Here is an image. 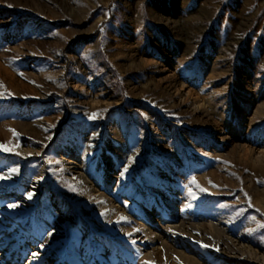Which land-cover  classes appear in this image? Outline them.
<instances>
[{"label":"rangeland","instance_id":"rangeland-1","mask_svg":"<svg viewBox=\"0 0 264 264\" xmlns=\"http://www.w3.org/2000/svg\"><path fill=\"white\" fill-rule=\"evenodd\" d=\"M0 146V264H264V0H0Z\"/></svg>","mask_w":264,"mask_h":264},{"label":"bare ground","instance_id":"bare-ground-1","mask_svg":"<svg viewBox=\"0 0 264 264\" xmlns=\"http://www.w3.org/2000/svg\"><path fill=\"white\" fill-rule=\"evenodd\" d=\"M98 145H99V133H94L93 135H91V137L87 141V144L84 146L80 160L81 161H84V160L89 161L91 164H94L96 161L95 147H97ZM104 167H105V170L107 172V174L105 176L107 177V180H109L110 179L108 176L109 171H110V169H113L115 167L110 158L106 161V163L104 164ZM87 168H88V166H87ZM97 169H98V167H97ZM127 170H128L127 167H123L122 170H120V174L118 176V183L119 184L127 181V179H128V171ZM77 179L81 182V184L83 186H86L87 184H89L88 182H85V176L83 175L82 172L77 175ZM18 208H19L18 205L13 204V203L9 202L8 200L0 199V210L10 211L11 209H18ZM109 210L112 211V205L110 203H109ZM157 217H159V216H157ZM183 218L184 217L177 216V214L173 213L172 211L167 215L162 214L161 219H163L165 222L168 221L169 223H167L163 226L160 225V227H159L160 232L157 233V235L155 236V239L159 241L161 246L168 248V250L170 249V247L171 248L172 247H179L180 245H182L181 243L184 242V240H191L192 239L191 235L189 234L190 230L194 233H197V234L200 233V231L196 227L194 228L193 226L192 227L188 226V230H187L186 229L187 225L184 226L185 221ZM59 226H60V224H59ZM147 232L150 233L149 231H147ZM166 233L168 235H165ZM49 238L52 240L53 239L54 240L60 239L59 236L54 231L49 234ZM87 250H88V246L85 248H82L79 255L76 254L77 264H103V260L101 257H99V259L97 261H92L91 259H89L87 256ZM60 257H63V252L60 254ZM148 257H150V256H148ZM189 260H190L191 264H196V262L193 261V259H189Z\"/></svg>","mask_w":264,"mask_h":264},{"label":"snow or ice","instance_id":"snow-or-ice-1","mask_svg":"<svg viewBox=\"0 0 264 264\" xmlns=\"http://www.w3.org/2000/svg\"><path fill=\"white\" fill-rule=\"evenodd\" d=\"M0 147H3V146H0ZM5 150H7V149H5Z\"/></svg>","mask_w":264,"mask_h":264}]
</instances>
